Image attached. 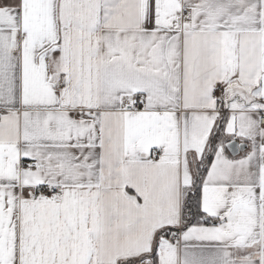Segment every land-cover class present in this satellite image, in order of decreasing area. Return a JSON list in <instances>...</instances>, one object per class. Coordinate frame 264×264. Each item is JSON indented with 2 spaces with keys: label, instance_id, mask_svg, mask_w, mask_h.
<instances>
[{
  "label": "snow or ice",
  "instance_id": "1",
  "mask_svg": "<svg viewBox=\"0 0 264 264\" xmlns=\"http://www.w3.org/2000/svg\"><path fill=\"white\" fill-rule=\"evenodd\" d=\"M0 264H264V0H0Z\"/></svg>",
  "mask_w": 264,
  "mask_h": 264
}]
</instances>
